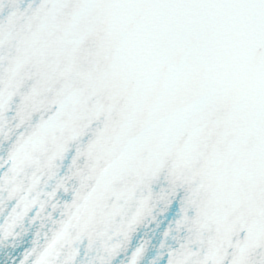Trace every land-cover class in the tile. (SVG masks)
<instances>
[{
	"label": "snow or ice",
	"instance_id": "snow-or-ice-1",
	"mask_svg": "<svg viewBox=\"0 0 264 264\" xmlns=\"http://www.w3.org/2000/svg\"><path fill=\"white\" fill-rule=\"evenodd\" d=\"M0 264H264V0H0Z\"/></svg>",
	"mask_w": 264,
	"mask_h": 264
}]
</instances>
